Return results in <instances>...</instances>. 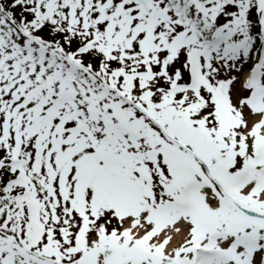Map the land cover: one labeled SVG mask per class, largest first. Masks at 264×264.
<instances>
[{"label":"snow or ice","instance_id":"obj_1","mask_svg":"<svg viewBox=\"0 0 264 264\" xmlns=\"http://www.w3.org/2000/svg\"><path fill=\"white\" fill-rule=\"evenodd\" d=\"M0 264H264V0H0Z\"/></svg>","mask_w":264,"mask_h":264}]
</instances>
